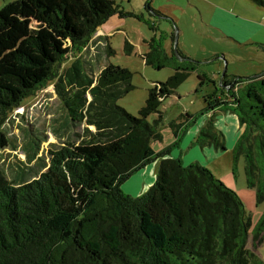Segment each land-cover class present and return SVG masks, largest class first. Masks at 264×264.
I'll return each instance as SVG.
<instances>
[{
    "label": "trees",
    "instance_id": "16d2710c",
    "mask_svg": "<svg viewBox=\"0 0 264 264\" xmlns=\"http://www.w3.org/2000/svg\"><path fill=\"white\" fill-rule=\"evenodd\" d=\"M250 1L264 7L263 0ZM117 14L126 16L120 0H16L0 9V28L13 16L36 23L23 46L6 55L7 69L0 73V151L10 145L4 130L8 115L53 80L68 54ZM101 40L111 51L107 39ZM149 48L146 65L170 66L174 73L149 91L138 116L117 104L133 89L126 68L108 65L95 78L90 63L75 59L57 77L68 127H84L77 142L49 151V163L41 167L45 172L33 176L23 170L10 180L0 167V264H264L247 248L251 231L253 240L264 238V214L252 229L233 190L206 167H184L171 158L176 133L172 146L159 153L151 149L162 140V103L195 66L168 58L161 45ZM198 79L202 86L205 80ZM226 79L225 74L221 85L230 86V93L243 85L239 96L231 95L232 111L244 127L236 151L245 156L248 182L263 202L264 78ZM227 104L214 99L207 110ZM155 113L158 120L149 122ZM197 141L224 149L211 123ZM156 160L154 184L142 195L124 194L123 185Z\"/></svg>",
    "mask_w": 264,
    "mask_h": 264
},
{
    "label": "rangeland",
    "instance_id": "374dc122",
    "mask_svg": "<svg viewBox=\"0 0 264 264\" xmlns=\"http://www.w3.org/2000/svg\"><path fill=\"white\" fill-rule=\"evenodd\" d=\"M13 1L16 0H0V9ZM120 5L126 16L111 17L86 45L68 54L53 80L8 115L4 130L10 145L0 151V167L10 180L23 170L34 176L49 163V151L79 140L75 135L84 126L68 127L66 109L55 89L57 77L75 59L90 63L87 69L94 71L95 78L108 65L128 69L132 73L133 89L117 104L138 116L149 91L174 73L170 66L157 70L143 59L153 50L149 46L161 45L168 58L191 62L195 71L178 86L175 95L162 103L159 110L162 140L152 143L151 149L159 153L172 146L176 133L178 140L170 157L179 159L184 167L198 163L210 170L241 199L254 229L264 214V201L257 200V186L251 187L248 182L246 158L236 151L244 127L232 111L236 107L231 95L239 96L243 85L230 93V86L222 87L221 75L225 68L226 81L264 78V7L250 0H120ZM34 29L36 23L21 16L11 17L10 24L0 28V73L7 69L6 55L22 47ZM172 34L175 40H171ZM101 38L107 39L111 51ZM198 76L205 80L202 86ZM214 99L228 104L207 110L208 102L213 103ZM158 118L159 114L155 113L148 121ZM209 123L222 135L223 150L198 144L201 129ZM257 152L256 159L262 166ZM32 153L36 158L29 162ZM158 168L156 160L145 171L136 172L123 185V193L144 194L156 181ZM249 234L247 248L264 262V238L253 240L252 231Z\"/></svg>",
    "mask_w": 264,
    "mask_h": 264
},
{
    "label": "water",
    "instance_id": "95a60500",
    "mask_svg": "<svg viewBox=\"0 0 264 264\" xmlns=\"http://www.w3.org/2000/svg\"><path fill=\"white\" fill-rule=\"evenodd\" d=\"M175 40V39H174ZM175 43V42H174ZM175 45V44H174ZM175 53H176V46H175V49H174ZM177 55V53H176ZM221 60H223V57H220ZM225 72H226V69L224 68L223 69V72H222V75H221V79L223 78V76L225 75Z\"/></svg>",
    "mask_w": 264,
    "mask_h": 264
},
{
    "label": "crops",
    "instance_id": "0c3cea01",
    "mask_svg": "<svg viewBox=\"0 0 264 264\" xmlns=\"http://www.w3.org/2000/svg\"><path fill=\"white\" fill-rule=\"evenodd\" d=\"M228 20L232 22V20H233V19H232V18H230V17H228ZM97 33H98V32H97ZM97 33H96V34H97ZM220 111H221V110H220ZM232 123H234V121H233ZM170 155H172V152H171V154H170ZM151 164H152V163H151ZM151 164H149V165H151ZM149 165H147V166H146L145 168H143L142 170H144V171H145V170H146V168H147ZM142 170H140V171H142ZM140 171H139V172H140Z\"/></svg>",
    "mask_w": 264,
    "mask_h": 264
}]
</instances>
